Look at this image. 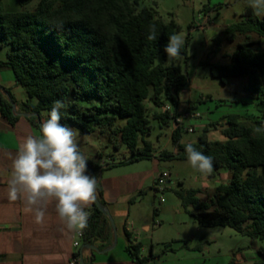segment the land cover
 Listing matches in <instances>:
<instances>
[{"label": "trees", "instance_id": "trees-1", "mask_svg": "<svg viewBox=\"0 0 264 264\" xmlns=\"http://www.w3.org/2000/svg\"><path fill=\"white\" fill-rule=\"evenodd\" d=\"M17 1L21 10L9 12L0 0V49H6L0 69L12 71L16 84L26 89L28 101L21 107L30 114V121L38 127L42 114L60 101L64 105L61 124L84 134L105 135L117 151L126 147L131 157L123 163L152 158L153 144L146 138L153 129L148 102L163 109L154 112V120L174 124L180 94L189 85L180 66L166 65L164 48L169 36L177 34L175 21L158 17L154 8L141 7L142 0H39L33 10L27 8L33 0ZM247 17L227 28L231 40L238 35L246 37L230 55L231 65L212 62L216 50L201 65L223 84L228 77L247 76L246 89L255 94L257 113L224 116V141L211 140L205 127L199 140L191 143L213 157L210 176L227 170L231 179L218 185L206 201L198 196L200 189L178 190L176 195L200 225L231 227L259 241V258L254 264H264V47L251 37L255 33L264 38V20H254L251 12ZM153 30L156 39L150 41L147 37ZM187 46L188 42L181 53ZM168 102L170 110H166ZM0 103L3 116L14 124L15 100L0 96ZM184 132L183 127L173 129L177 152L165 151L161 158L188 161V143L181 141ZM88 165L99 173L94 162L88 161ZM96 197L105 210L99 184ZM104 210L96 202L87 210L90 215L83 230V247L108 239L109 220ZM127 235L130 237L129 232ZM141 249V243L130 244L127 252L137 264H149L153 255L143 257Z\"/></svg>", "mask_w": 264, "mask_h": 264}, {"label": "rangeland", "instance_id": "rangeland-1", "mask_svg": "<svg viewBox=\"0 0 264 264\" xmlns=\"http://www.w3.org/2000/svg\"><path fill=\"white\" fill-rule=\"evenodd\" d=\"M38 1L33 0L27 8L33 10ZM7 4L9 10L17 9L15 0H10ZM141 7L154 8L158 17L167 22L175 21L177 24V35L185 43L188 42V46L185 53H181L178 58L168 59L166 65L180 66L189 78L187 89L180 94L182 110L187 106L197 108L203 117L197 125L202 123L209 128L211 140L224 141V116L255 115V94L246 89L247 76L228 77L223 84L220 79L213 78L210 69L202 66L201 62L216 50L218 53L212 62L231 65L230 55L246 37L238 35L235 40H231L227 28L233 23L247 20L248 12L253 14L254 20L263 21L264 0L260 5V15L250 7V0H142ZM251 37L264 47V38L255 33H252ZM4 53L6 49H0V54ZM167 104L170 105L169 102ZM82 105L85 107L86 103ZM148 107L153 129L146 138L153 144V157L157 158L159 175L167 173L169 182L164 193H157L151 187L145 190L142 214L152 228L162 227L161 235L164 238L171 239L176 231L182 230L183 237L192 245L191 250H186L181 243L173 240L168 241V248H165V244L155 242L153 264H254L259 258V241L243 236L231 227L208 228L199 225L190 212L183 208L176 195L178 190L200 189V199L209 200L214 196L218 185L230 181L231 172L219 170L210 176L193 169L188 161L161 158L165 151L175 153L176 147L172 142L174 124L167 125L154 120V112H162L163 109L150 102ZM219 121L221 124L213 126V123ZM72 129L77 134L76 141L81 153L90 159L108 161L115 158L125 162L131 157L126 147L115 150L105 135H89L76 128ZM203 129L196 128L193 133L185 131L182 143L197 142ZM161 198L164 202H161ZM155 208L159 210L157 216L154 214ZM184 217L187 224L183 223ZM197 246H201V250H197Z\"/></svg>", "mask_w": 264, "mask_h": 264}, {"label": "crops", "instance_id": "crops-1", "mask_svg": "<svg viewBox=\"0 0 264 264\" xmlns=\"http://www.w3.org/2000/svg\"><path fill=\"white\" fill-rule=\"evenodd\" d=\"M9 1L4 0L6 11L21 10L17 0V9L9 10ZM5 57L6 53L0 54V60ZM0 96L7 101L13 97V115L17 117L16 122L11 123L3 116L0 103V264H69L76 251L73 247L74 233L61 230L54 202L47 208L45 223L38 225L31 213L23 211L21 200L13 201L8 196L7 181L11 175L12 158L25 136L39 135L41 122L47 117L45 113L42 114L38 127L30 121V114L24 113L21 107L28 101L26 89L16 84L13 72L8 69H0ZM36 102V99L32 100V103ZM182 107L181 102L179 113L188 109L197 110L190 106L182 110ZM87 158L99 166L97 178L106 202L109 236L106 240H97L94 246L82 245L78 252H81L85 263L137 264L127 252V247L136 243L142 244L143 257L155 254V242L165 244V248H168V241L173 240L181 243L186 250L192 249V245L183 237L182 230L176 231L171 239L164 238L161 235L162 227L152 228L142 214L145 190L148 187L155 189V181L159 175L156 157L133 163H123L124 161H117L115 158L108 161ZM127 160L128 158L125 161ZM157 211L159 213L158 209ZM183 223L187 224L185 217ZM152 259L149 264H153Z\"/></svg>", "mask_w": 264, "mask_h": 264}, {"label": "clouds", "instance_id": "clouds-1", "mask_svg": "<svg viewBox=\"0 0 264 264\" xmlns=\"http://www.w3.org/2000/svg\"><path fill=\"white\" fill-rule=\"evenodd\" d=\"M262 0H250L257 15ZM156 39L155 31L147 37ZM185 41L177 34L169 36L164 48L168 59L181 56ZM60 101L45 116L39 135H27L12 158L11 175L7 181L8 196L21 200L25 213L34 216L38 225L45 223L47 208L54 202L61 230L82 232L88 226L90 213L85 211L95 202L96 177L88 174V158L76 141V132L60 123ZM188 162L200 173L213 171V157L196 150L191 143L185 146Z\"/></svg>", "mask_w": 264, "mask_h": 264}, {"label": "built area", "instance_id": "built-area-1", "mask_svg": "<svg viewBox=\"0 0 264 264\" xmlns=\"http://www.w3.org/2000/svg\"><path fill=\"white\" fill-rule=\"evenodd\" d=\"M171 106H167L166 110H170ZM202 115L199 111L194 109H188L185 112L178 113L175 122L174 128L183 127L186 132L193 133L196 128H205V125L199 123L202 119ZM194 122V123H192ZM192 123V124H191ZM169 175L167 173H162L157 176L155 181V190L157 193H164L167 190ZM161 202H164V199L161 198ZM83 245V231L74 233L73 237V247L76 250L69 262V264H82V256H79L78 250Z\"/></svg>", "mask_w": 264, "mask_h": 264}, {"label": "water", "instance_id": "water-1", "mask_svg": "<svg viewBox=\"0 0 264 264\" xmlns=\"http://www.w3.org/2000/svg\"><path fill=\"white\" fill-rule=\"evenodd\" d=\"M88 171H89L93 176L96 177L97 184H98V178H97V175H96V173L93 171V169H92L89 165H88ZM97 184H96V189H97ZM95 202H96V204H97V206H98L99 208H101L102 210H104V208H102V206H101V204H100L98 198L96 197V190H95ZM104 211H105V210H104ZM92 249H94V247H92ZM83 264H85V263L83 262Z\"/></svg>", "mask_w": 264, "mask_h": 264}]
</instances>
